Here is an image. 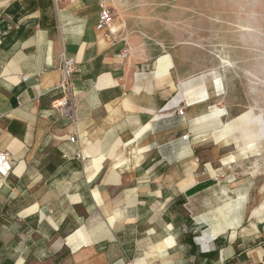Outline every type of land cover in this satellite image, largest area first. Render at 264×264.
I'll return each instance as SVG.
<instances>
[{"label":"crops","instance_id":"crops-1","mask_svg":"<svg viewBox=\"0 0 264 264\" xmlns=\"http://www.w3.org/2000/svg\"><path fill=\"white\" fill-rule=\"evenodd\" d=\"M101 4L0 0V150L12 158L0 264H264V203L251 215L252 174L237 165L251 156L215 146L237 128L249 138L253 118L212 134L224 121L206 85L182 87L168 57L106 39ZM63 54L76 63L72 116L53 107Z\"/></svg>","mask_w":264,"mask_h":264},{"label":"rangeland","instance_id":"rangeland-1","mask_svg":"<svg viewBox=\"0 0 264 264\" xmlns=\"http://www.w3.org/2000/svg\"><path fill=\"white\" fill-rule=\"evenodd\" d=\"M113 30L129 49H140L155 63L168 57L167 75L184 87L205 84L211 114L224 121L217 135L240 114L253 118L224 135L215 146L223 159L252 174V211L264 203V0H105ZM250 141L251 147L247 146ZM216 153L218 151L216 150ZM205 157V154H203ZM243 171V170H242Z\"/></svg>","mask_w":264,"mask_h":264},{"label":"built area","instance_id":"built-area-1","mask_svg":"<svg viewBox=\"0 0 264 264\" xmlns=\"http://www.w3.org/2000/svg\"><path fill=\"white\" fill-rule=\"evenodd\" d=\"M56 4L61 2H73L75 0H53ZM114 21V16L111 10L104 4H101L99 18L95 25L96 30L101 33L106 39H114V30L112 28V23ZM76 70L75 59L72 56L62 55L60 71L61 78L57 84V88L61 91V96L54 101L53 107H60L63 112L68 115H73L74 110V90L71 81V75ZM177 112L183 114L184 110L179 107ZM183 139L189 137L188 132L181 135ZM70 141H74L75 137L71 135L69 137ZM78 158H81V154H76ZM12 170V158L11 155L5 151L0 150V177L6 178ZM219 175H215V179H218Z\"/></svg>","mask_w":264,"mask_h":264}]
</instances>
